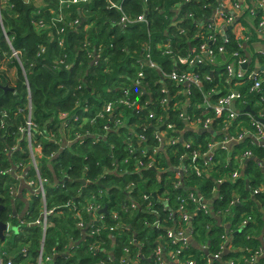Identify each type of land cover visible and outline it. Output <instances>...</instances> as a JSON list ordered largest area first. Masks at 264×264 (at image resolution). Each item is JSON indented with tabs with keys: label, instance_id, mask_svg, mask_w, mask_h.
<instances>
[{
	"label": "trees",
	"instance_id": "16d2710c",
	"mask_svg": "<svg viewBox=\"0 0 264 264\" xmlns=\"http://www.w3.org/2000/svg\"><path fill=\"white\" fill-rule=\"evenodd\" d=\"M34 1L9 0L0 10V183L5 184L7 179L13 185L14 181L1 173L12 167L14 162H28L29 159L25 153L27 143H18L20 128L25 127L26 117L17 113L27 106L29 93L33 122L42 133V137L37 136V140L49 132L56 140L60 139L59 131L63 132L60 114L89 118L87 123L68 119L73 132L66 131L61 137L62 141L64 136L75 137V133H79L85 136V142L63 153L57 161L59 164L53 162L52 171L43 168V178L59 180L62 172L70 178L66 184L68 190L48 191V209L58 210L51 216L53 224L45 239V254L54 257L55 264H118L124 247L134 249L130 243V233L124 232L121 237L115 235V240L107 230L86 236L77 226L80 219L64 207L72 198L77 204L79 201L82 204L80 215L88 232L92 217L86 213L85 207L92 201L98 202L102 207L100 213L106 216L105 224L115 225V221L110 218L114 211L123 223L129 222L139 233L138 238L145 244V259L141 264H156L154 252L158 247V239L172 252L179 247L167 237L169 230L176 231L179 228L176 197L194 195L202 196L207 201L211 214L188 202L189 210L193 212L188 230L192 242L178 255V259L184 260L191 256L198 264H206L207 252L201 250V245H209V252L213 256L220 252L224 236L229 231L232 249L222 260L211 264H246L238 261L240 257L246 256V260H250L264 242L263 212L258 208V205L264 207V195L252 197L245 187L244 179H240L222 185L219 198H216L213 192L218 175L214 173L212 178L191 173L184 178L183 187L175 189V183L181 182L175 173L164 174L159 178V183H154L149 179H153L152 173L136 172L138 163L142 164L140 168L143 169L151 162L152 151L148 146H155V134L161 124L170 122L179 126L181 113L190 116L192 121L205 114L198 109L205 101L202 93L219 90V94L213 97L212 102H215L231 89H236L244 95L242 101L251 105L259 97H264V86L261 94H248L253 80L245 78L240 85V80L227 79L223 74V66L228 63V56L219 59L217 67L199 65L193 68L202 84L192 85L189 96L181 93L185 92L184 87L177 86L176 82L163 75V72L170 73L176 65L182 67L177 61L179 57L191 56L194 59L198 56L207 35L201 24L211 20L215 3L206 0L191 3L186 0H111L119 4L125 15L132 19L142 14L149 21L148 25L133 24L123 30L119 25L123 14L109 8L110 0H87L68 9L60 8L57 0H43L42 6ZM61 16L63 22L60 21ZM75 21L79 25L69 26ZM40 22L44 24L43 27L39 26ZM226 34L229 43L218 41L217 45H223L229 53L242 52L244 48L233 32L228 30ZM157 44H170L172 55L159 52ZM145 45H149L150 49L146 52H150L151 59L160 69L149 68L144 63ZM11 47L19 53V60L13 56ZM253 62L246 68L248 75L253 69ZM3 64H7V69ZM261 64L264 66V57H261ZM139 72H143L144 77L138 84ZM4 86L13 90H4ZM164 88L170 90L171 96L167 107L161 105V100L168 97L162 93ZM120 100H130L136 104L129 108L120 104ZM152 100L153 105L145 106L147 101ZM242 101L237 102L238 109L249 106H243ZM188 102L191 107L184 108ZM109 103L115 105L111 114L105 111ZM150 112L154 114L153 117L148 116ZM207 113L211 114V111ZM113 118L124 125L116 128ZM238 121L248 126L246 115H240ZM108 125L111 131L107 129ZM140 136L145 138L143 143L139 141ZM207 136L190 133L195 142L205 141ZM97 137H101L99 141ZM126 137L128 142L125 141ZM246 144L235 149L249 148L257 158H263V149L252 141ZM16 145L20 151L9 158L7 152ZM55 145L46 144V147L53 150ZM162 158L161 155L153 160L156 169L168 168ZM256 166L254 161L248 163L245 178L264 185ZM83 182H90L89 187L79 197H72V194L81 190ZM237 194L241 202L232 204L231 199ZM144 196L149 199L144 200ZM166 196L169 209H165L163 204ZM131 199L138 200L142 208L151 203L158 213H147L139 208L126 214L123 207L130 205ZM23 201L27 200L21 199L20 202L32 210L33 218L38 216L42 204L38 200H34L33 205ZM104 208L106 212H102ZM226 210H230V214L217 216L218 212ZM247 216H252L254 222L242 226ZM154 223H161V227H149ZM102 224L98 223V229L104 228ZM25 233L27 239H20L19 243L4 249L15 254L30 243L27 247L31 257L28 260H15V264H34L41 247V229L27 228ZM96 246L98 250L93 249ZM113 246L116 255L109 261L110 256L106 253ZM258 264H264L263 256L258 258Z\"/></svg>",
	"mask_w": 264,
	"mask_h": 264
},
{
	"label": "built area",
	"instance_id": "2783aa9c",
	"mask_svg": "<svg viewBox=\"0 0 264 264\" xmlns=\"http://www.w3.org/2000/svg\"><path fill=\"white\" fill-rule=\"evenodd\" d=\"M57 1H59L60 8L68 9L73 5L86 2L87 0ZM147 1L148 0H146V2ZM200 1L203 0H186L187 3ZM206 1L215 3L213 6L215 10L211 20L207 21V23L201 24L202 28L206 30L207 35L205 36L204 43L201 46L198 56L194 59H191V56L179 57L177 59L179 63H176L180 64L182 67L176 65L170 73L163 72V75L167 77V79L176 82L177 86L184 87L185 92L182 91L181 93L189 96L191 94L192 85L202 84L199 75L196 74V71L193 68L195 66L197 68L199 65L217 67L219 65V59L221 60L223 56H228V63L223 66V74L227 77V79L240 80V85L245 78L247 80H253L252 86L248 89V94H261L264 86V66L258 65L256 60H252L250 58L246 45H249L254 41H261V43L264 42V0ZM8 2L9 0H0V10L1 7L3 5H7ZM109 8H114L122 12L123 15L119 25L123 30L127 29L128 25L149 24L145 15L141 14L133 19L125 15V11L122 7L114 1H109ZM248 18H250L252 22H248ZM63 19L64 18L61 16L60 21L63 22ZM242 19H245V21H242ZM38 24L40 27L44 26L42 22ZM77 25H79L78 21L69 23V26ZM228 27L232 28L231 31L233 32L235 38L239 41L240 46H243L244 49L242 52L234 51L229 53L223 45H217L218 41H223L225 44L229 43V38L226 34ZM41 49L43 52L44 49ZM149 49V45L144 46L143 52L146 55L145 62L143 60L141 61L146 63L149 68L160 69L158 64L151 59L150 52H146ZM156 49L159 52H163L165 55H172L170 44H157ZM12 52L13 56L19 60V53L13 48ZM259 55L260 57H264V52L259 51ZM252 62L253 69H250V74L248 75L246 68H248ZM138 76L139 80L137 83L139 84L144 77V73L139 72ZM207 77L208 76H206V79ZM219 92V90L212 89L208 92L202 93L205 101L198 107V109H200L201 112L204 111L205 114H202L197 120L192 121L190 116H185L181 113L179 116L181 124L179 126L170 122L161 124V126L157 128L158 131L155 134V146H148L149 150L152 151L150 156L151 162L143 169L140 168L142 167V164L138 163L139 169L136 170V172L139 174L152 173L151 177L155 181L151 178L149 179L154 183H157V181L159 183V178L164 174L175 173L177 177L181 179V182L175 183V189H181L183 187L184 178L191 173L197 175L198 177L205 176L211 178L214 173V175H218V178L215 180L216 186L213 193L216 198H219V189L222 185L226 183H235L240 179H246L242 172L247 168L249 162L254 161L258 167L264 169V159H257L253 150L249 148L245 150L235 149L237 147H241L242 145L246 146L247 141H252L258 148L264 150V125L255 119V117L264 119V97H259V100L256 102L259 108L253 110V105L242 101L245 98L244 95L234 89H231L226 93V95H223L215 102H212L214 95H218ZM162 93L163 95H168L167 99L161 100L162 107H167L170 105L171 101L170 90L164 88ZM239 100L242 101L241 103L243 106L249 105L255 114L254 116L251 113L244 114L249 119L248 126H245L243 122L241 123L238 121L239 116L242 114H239L232 109L234 104L237 106V102ZM119 103L129 108L134 107L136 104L130 100H120ZM153 104L154 100L147 101L145 106L150 107ZM187 106L191 107V103H186L184 108ZM114 108L115 105L109 103L106 105L105 111L111 114ZM236 109L238 111L243 110L238 109L237 107ZM210 111L211 114L207 113ZM17 113L23 115V118L26 117L25 127L20 128L21 136L18 138V143H27V150H25V153L29 159L28 162L23 160L14 162L12 167L8 168L1 174L3 176H8L14 181L13 185H11L10 194L14 198L15 203L19 199L16 196L24 190V192H26L24 195L27 202H31L33 205L34 200H38L42 204V208L40 213H38V216H35L34 218L32 216L33 213L29 212L26 214L27 218L25 217L16 220V223L19 224L20 233L14 243H19L20 239H27V234L25 233L27 228L37 227L41 229V247L38 250V256L34 264H55L54 257L45 254L44 246L47 232L53 224L51 216L54 215L58 209H48L47 207V199L49 195L48 188H50L52 180H50V178L46 179L42 177L43 168L46 167L47 170L52 171L54 168L53 162L59 164L57 161L61 158L63 153L71 150L72 146L77 145L80 142H82L80 144L85 142V136H82L79 133H75V137L64 136V140L62 141L61 137L66 134V131L68 133L73 132L69 127L68 119L71 118L76 122H80V120H82L87 123L89 118L82 119L80 116L68 117L67 114H60L59 118L62 123L63 131H59V135L61 136L60 139L56 140L55 136L49 132L46 135H43L42 139L37 140V136L42 137V133L38 131V127L33 122L30 93L28 95L27 106H25L24 109L19 110ZM84 113H88V111H84ZM148 116L153 117L154 114L150 112ZM113 124L116 128L124 125L122 122H119V120H114V118ZM107 129L111 131V127L109 125L107 126ZM190 133H197L200 136L208 134V136L205 138V141L195 142L194 138L190 137ZM100 138L101 137H97L98 141ZM125 141L128 142L129 139L126 137ZM139 141L143 143V141H145L144 136H140ZM54 143L56 144L55 149L51 150L50 147H46V144ZM219 150H221V152L218 153ZM18 151H20V148L16 145L13 150H9L7 152V155L9 158H12ZM161 155L163 156L162 160L166 162V166H168V168L156 169L153 160ZM60 177L64 179V182L62 185H59L56 190H68L66 184L70 182L69 176H66L62 172L60 173ZM89 185L90 182H84L81 190L71 196L75 198H77V196L79 197L81 192H83L87 186L89 187ZM20 187H22L21 190L18 189ZM16 189H18V192H16ZM248 190L251 192V196L254 197L264 193V186L259 185ZM148 199V196H144V200ZM160 201H163L162 198H160ZM131 202L132 203L130 205H125L123 207V211L126 214H130L132 211L139 208L141 211L144 209L147 213H158L155 209H153L151 203H148L144 208H142L138 200L131 199ZM175 202L178 205L176 215L179 228L176 231L169 230L167 237L172 239V243L174 245H178L179 247L177 250L172 252L167 248L165 243L158 239V247L154 252L155 262L156 264H198V262L191 256H187L184 260L178 259V255L183 253V251L186 250L192 242V237L189 235L188 230L191 227L193 212L189 210L188 202L200 206L206 214H211V209L207 207V201L204 200L202 196L196 197L194 195H190L187 198L177 196ZM240 202L241 199L238 194L234 195L231 199L232 204H239ZM163 204L165 209L170 208L167 196L165 197ZM64 207L68 208L69 211H72L76 218L80 219L77 226L86 236L101 233L102 230H107L113 240L116 239V236H124V232L131 234L129 238L130 243L134 246V249L130 250L129 248L124 247L118 264H141L145 259L143 253L145 244L138 238L139 233L129 222L123 223L117 212L112 211L110 215V218L115 221V225L108 226L107 223L105 224L104 222L106 216L100 213L102 208L100 203L93 201L90 202L85 207L86 213L92 217V224L88 226L90 227L88 232L87 228H85V224H83V218L80 215V209L82 208L81 202L79 201L77 204L71 198L70 201L64 205ZM225 213L230 214V210L218 212L217 216L220 217V215H224ZM100 222L104 223L102 224L104 228L98 229V223ZM251 222H254L253 217L247 216V218L243 220L242 226L248 225ZM149 227L153 229L159 228L161 227V223H154ZM9 233L10 232H8V235H10ZM230 235L231 233L227 231V235L224 236V243L221 246L220 252H216L213 256L209 252V245H201V250L207 252L208 259L206 264H211L213 261L217 260L220 261L228 254L229 250L232 249ZM27 245L29 246L30 243ZM27 245L23 248L21 247L19 252L15 254L10 251L3 250L0 254V264H15V260L19 261L21 258L28 260L31 257V254ZM93 249L98 250L97 246L96 248L93 247ZM106 254L107 256H110L109 261H111V259L116 255L115 246L111 247L110 251ZM262 256L264 257V250L260 247L256 250L250 260H246V256H242L238 261H244L246 264H258V258ZM150 258L151 256L148 257L149 260ZM230 264L234 263L231 262Z\"/></svg>",
	"mask_w": 264,
	"mask_h": 264
},
{
	"label": "crops",
	"instance_id": "0c3cea01",
	"mask_svg": "<svg viewBox=\"0 0 264 264\" xmlns=\"http://www.w3.org/2000/svg\"><path fill=\"white\" fill-rule=\"evenodd\" d=\"M242 21H245V19H242ZM247 21L248 22H252L251 21V19L250 18H248L247 19ZM228 30H232V28H230V27H228ZM227 30V31H228ZM246 47H247V52H248V54H249V56H250V58L253 60H256L257 61V64L258 65H262L261 64V57H260V55H259V51L260 52H264V42L263 43H261V41H254L253 43H251V46H249V45H246ZM236 90V89H235ZM253 110H255V109H257V108H259V106L256 104V102L255 103H253ZM244 110V109H243ZM242 111V110H241ZM257 159H259V158H257ZM263 159H264V156H263ZM257 168H259V171H258V173H259V175H260V178L262 179V181L264 182V169H261L260 167H258V166H256ZM53 170V169H52ZM243 176H245L246 175V169L245 170H243ZM8 180L7 179H5V183L7 182ZM245 181V187H246V189L248 190V189H250V188H252V187H257V186H259V185H263V184H261V183H253L251 180H248V178L246 179V180H244ZM63 182H64V179H59V180H55V181H53L52 180V183L50 184V188H48V191L49 190H55V189H57V187L59 186V185H62L63 184ZM264 186V185H263ZM21 188L22 187H20V188H18V189H20L21 190ZM61 188V187H60ZM18 189H16V192H18ZM68 189V188H67ZM11 190V184H10V186H9V189H8V191H10ZM26 192H24V190H23V192L22 193H20L18 196H16V197H18L19 199L16 201V206H14V207H16V220H19V219H22V218H25L26 217V214L27 213H29V212H31L32 210L31 209H27L26 207H25V205H21V202H20V198H22V199H24V200H26V197H25V194ZM9 194H10V192H9ZM21 195V196H20ZM262 195H264V193H262ZM10 196H11V194H10ZM12 197V196H11ZM12 199H14L13 197H12ZM259 204V203H258ZM257 204V205H258ZM258 208L260 209V211H262L263 212V208L264 207H261V206H259L258 205ZM27 218V217H26ZM263 219H264V212H263ZM264 229V228H263ZM262 248H263V250H264V242L262 241Z\"/></svg>",
	"mask_w": 264,
	"mask_h": 264
},
{
	"label": "flooded vegetation",
	"instance_id": "af4514ba",
	"mask_svg": "<svg viewBox=\"0 0 264 264\" xmlns=\"http://www.w3.org/2000/svg\"><path fill=\"white\" fill-rule=\"evenodd\" d=\"M9 192L10 191L7 190L5 185L0 183V197L2 198V201H0V221L6 222L8 219L12 223H15L17 215L16 207L14 206H16V203L14 202V199H12V197L10 196ZM1 207H5V210ZM5 235L6 234H4V237ZM5 242L6 241H2L0 237V254L5 248L10 247V245L5 246Z\"/></svg>",
	"mask_w": 264,
	"mask_h": 264
},
{
	"label": "water",
	"instance_id": "95a60500",
	"mask_svg": "<svg viewBox=\"0 0 264 264\" xmlns=\"http://www.w3.org/2000/svg\"><path fill=\"white\" fill-rule=\"evenodd\" d=\"M246 67V66H245ZM3 89L4 90H13L12 88H10L9 86H4L3 87ZM232 109H234L236 112H238L239 114H245V113H251L253 116L255 115L254 114V112H253V110L251 109V107H249V106H247L244 110H242V111H238L237 109H236V106H235V104L232 106ZM255 119L258 121V122H260V123H262L263 125H264V119H260V118H258V117H255ZM83 184H84V182H83ZM20 199H22V198H20ZM0 201H2V198L0 197ZM25 204H27V201H23ZM2 209H4L5 207H1ZM5 210V209H4ZM3 210V211H4ZM106 208H104L103 210H102V212H106ZM16 225H17V223H12L11 221H9L8 219H7V221L6 222H3V221H0V237H1V239H2V241H7V239L9 238V237H11L10 235H13L14 234V228L16 227ZM17 227H19V226H17ZM19 230H20V228H19ZM8 232H10L9 234L10 235H8ZM19 233H20V231H19ZM4 234H6V235H8V236H6L5 235V237H4ZM18 237V236H17ZM16 237V238H17ZM15 238V239H16Z\"/></svg>",
	"mask_w": 264,
	"mask_h": 264
},
{
	"label": "rangeland",
	"instance_id": "374dc122",
	"mask_svg": "<svg viewBox=\"0 0 264 264\" xmlns=\"http://www.w3.org/2000/svg\"><path fill=\"white\" fill-rule=\"evenodd\" d=\"M34 1V0H33ZM34 2H36V4L37 5H39V6H42V4L44 3V1L43 0H36V1H34ZM11 61H9V63H10ZM3 66L5 67V69H7V64H3ZM2 71H5L4 69L2 70ZM5 187L7 188V190L9 189V186H10V183H9V181H7L5 184ZM17 226H19V224L17 223V225H16V227L14 228V234L13 235H11V237L10 238H8L7 239V241L5 242V246H8V245H12L13 243H14V241H15V238L19 235V227H17Z\"/></svg>",
	"mask_w": 264,
	"mask_h": 264
}]
</instances>
